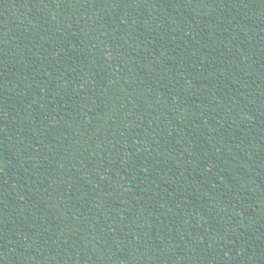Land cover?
<instances>
[{
    "label": "trees",
    "instance_id": "16d2710c",
    "mask_svg": "<svg viewBox=\"0 0 264 264\" xmlns=\"http://www.w3.org/2000/svg\"><path fill=\"white\" fill-rule=\"evenodd\" d=\"M0 264H264V0H0Z\"/></svg>",
    "mask_w": 264,
    "mask_h": 264
}]
</instances>
